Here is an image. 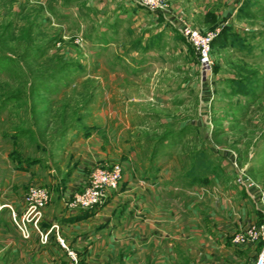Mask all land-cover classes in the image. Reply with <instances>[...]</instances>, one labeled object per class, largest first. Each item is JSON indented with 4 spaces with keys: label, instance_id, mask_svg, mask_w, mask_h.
<instances>
[{
    "label": "rangeland",
    "instance_id": "obj_1",
    "mask_svg": "<svg viewBox=\"0 0 264 264\" xmlns=\"http://www.w3.org/2000/svg\"><path fill=\"white\" fill-rule=\"evenodd\" d=\"M157 3L156 14L134 0H0V264H94L70 247L65 228L45 244L35 231L23 238L7 207H22L11 200L26 182L64 176L71 143L90 133H105L120 161L138 137L190 124L159 151V164L176 166L180 148L219 133V146L264 183V0ZM182 24L212 37L208 67ZM35 158L43 166L36 176L15 168Z\"/></svg>",
    "mask_w": 264,
    "mask_h": 264
},
{
    "label": "crops",
    "instance_id": "obj_2",
    "mask_svg": "<svg viewBox=\"0 0 264 264\" xmlns=\"http://www.w3.org/2000/svg\"><path fill=\"white\" fill-rule=\"evenodd\" d=\"M185 128L195 127L189 124L183 130L167 129L156 140L155 131L150 138L131 137L136 140L125 151L122 149L120 161L105 145V133L77 138L70 145L75 152L72 167H66L65 175L57 180L54 176L52 182L43 183L49 189V201L59 202L57 207H50V203L45 208L44 230L53 224L65 228L64 239L72 243L70 247L84 262L94 264H247L259 252L261 241L239 244L233 237L264 219V183L253 180L255 186L244 188L232 181L236 173L233 161L237 169L244 171L246 167L240 165L232 149L219 146V133H210L209 137L202 134L187 151L180 148L176 166L159 164V151L175 138L181 141ZM142 138L147 140L143 144ZM35 160L29 166L18 168L16 164L15 168L36 176L43 166L40 159ZM113 163L122 166L119 187L108 194L101 207L83 218L68 220L77 213L69 211L64 200L84 186L90 168ZM36 167L38 170H34ZM257 171L254 168L251 174L246 169L244 173L255 177ZM31 183L40 184L26 182L23 194L15 195L11 202L22 205ZM9 187L18 190L13 183ZM53 245L57 249L60 246L53 240L49 244L52 250ZM97 249L105 253L103 260L93 251Z\"/></svg>",
    "mask_w": 264,
    "mask_h": 264
},
{
    "label": "built area",
    "instance_id": "obj_3",
    "mask_svg": "<svg viewBox=\"0 0 264 264\" xmlns=\"http://www.w3.org/2000/svg\"><path fill=\"white\" fill-rule=\"evenodd\" d=\"M136 5L150 9L154 13L161 12L158 8L157 0H134ZM180 33L195 47L201 64L205 67L210 65L209 49L210 35H201L190 26L182 24L178 28ZM236 169L234 183L244 188L255 186L252 179L238 170L235 161L232 163ZM122 179V166L120 163H113L109 167H94L90 170L84 186L72 192L65 200V207L72 212L81 213L95 210L103 205L108 194L117 189ZM261 194V196H263ZM50 200L48 189L40 184L31 183L23 198L22 209L17 210L11 205H7L10 211L11 223L23 238H29L32 232L39 234V241L47 243L48 234L52 229H57V224L51 225L48 231H43L41 223L44 219V209ZM57 239L65 247L63 240L57 235ZM234 242L247 244L256 240L261 241V247L255 257L247 264H264V219L256 225L244 231L237 232L233 237ZM71 259L77 262L76 255L68 249Z\"/></svg>",
    "mask_w": 264,
    "mask_h": 264
},
{
    "label": "trees",
    "instance_id": "obj_4",
    "mask_svg": "<svg viewBox=\"0 0 264 264\" xmlns=\"http://www.w3.org/2000/svg\"><path fill=\"white\" fill-rule=\"evenodd\" d=\"M28 164H27V163ZM36 162V160L35 159H33V160H30L29 162L27 161V160H23V161H21V164H18L17 165V167L18 168H23V166H24V164L27 166H29L30 164H33V163H35ZM87 212H89V211H84V212H81V213H77V215H75V216H71L70 218H68V220H74V219H80V218H83L84 216H86V213ZM41 228H43L44 229V224L43 223H41ZM52 230H54V229H52ZM50 237V236H49ZM52 238H55L54 237V235L52 234L51 235V237H50V240H52Z\"/></svg>",
    "mask_w": 264,
    "mask_h": 264
}]
</instances>
